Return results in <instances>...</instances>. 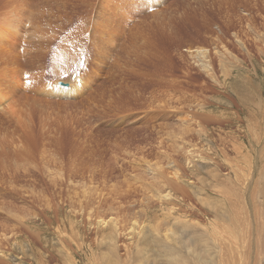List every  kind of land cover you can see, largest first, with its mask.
<instances>
[{"label": "rangeland", "instance_id": "obj_1", "mask_svg": "<svg viewBox=\"0 0 264 264\" xmlns=\"http://www.w3.org/2000/svg\"><path fill=\"white\" fill-rule=\"evenodd\" d=\"M0 75V264H264V0H0Z\"/></svg>", "mask_w": 264, "mask_h": 264}, {"label": "bare ground", "instance_id": "obj_2", "mask_svg": "<svg viewBox=\"0 0 264 264\" xmlns=\"http://www.w3.org/2000/svg\"><path fill=\"white\" fill-rule=\"evenodd\" d=\"M19 5V4H18ZM26 6V5H25ZM27 7V6H26ZM25 7V8H26ZM28 8V7H27ZM22 9V8H21ZM32 11V10H31ZM24 14V13H23ZM11 21H13V20H8V21H6V23H4V25H3V27H2V29L3 30H5L6 31V33H5V35H3V40H4V45H3V47L4 48H10L11 47V45L13 44H15V38H16V36H17V34H20V32H22L21 30H20V28L18 27V25H17V29L15 28V24H14V21L13 22H11ZM17 24V23H16ZM34 27V26H33ZM12 28H13V30H12ZM134 28V27H133ZM134 30V29H133ZM4 31V32H5ZM45 32V31H44ZM133 32V31H132ZM133 35H134V33H133ZM203 40H200V42H202ZM70 42V41H69ZM199 42V43H200ZM241 42V41H240ZM71 44V43H70ZM66 45H68L67 43H66ZM45 47V46H44ZM63 47V46H62ZM243 47V46H242ZM192 48H190V50H191ZM20 50V49H19ZM29 50V49H28ZM40 50V49H39ZM17 51V50H16ZM57 51V50H56ZM59 52L57 53V55L55 56H53L52 57V61H51V66H58V64L60 65L61 63H62V59H63V56H64V54H63V52L62 51H60V50H58ZM192 52H195V55L198 57V62L200 63V67L204 70V72L205 73H207L213 80H216L217 81V77H216V74H215V72H214V69H213V66L211 65V63L207 60L208 58H206V56H208L209 55V53H208V49L207 48H205V47H197V48H195L194 50H192ZM6 53V52H5ZM20 53V52H19ZM150 54V53H149ZM21 55V54H20ZM21 57V56H20ZM69 57V56H68ZM67 57V58H68ZM196 57V58H197ZM72 58V57H71ZM7 59V58H6ZM70 59V58H69ZM210 59V58H209ZM10 60V59H9ZM12 60V59H11ZM21 60V59H20ZM66 62H67V60H65ZM65 64V63H64ZM14 69V68H13ZM19 69V68H18ZM226 70L224 71L225 72V75H229L230 74V71H229V69H227V68H225ZM10 71V70H9ZM13 71V70H12ZM18 71V70H17ZM229 71V72H228ZM15 72V71H14ZM14 72H11V73H14ZM23 72V71H22ZM44 73V72H43ZM4 74V73H3ZM16 74V73H15ZM7 75H9V73L7 74ZM13 76H14V74H13ZM16 77H17V75H15ZM35 76H36V74H35ZM0 77H2L1 75H0ZM3 77H6L7 78V76L6 75H3ZM9 78H11L12 76H8ZM11 78V79H9V80H5V81H3V82H5V84L7 83H9V85H11V86H13L14 87V89L16 90V92L12 89L11 90V88L9 89V91L6 93V94H2V93H0V108H1V110H0V112L1 113H4V114H8V113H10L11 114V116L12 117H15L14 118V121H15V125H14V128H13V131L14 132H16L17 130H18V128L20 129V131H22L21 129H23V131H25V129H26V127H27V125H26V120H25V117H22V115H17V112L20 114V106L23 104V103H21V105L19 106V108L18 109H16V111H15V108H17V106L16 105H18L19 103H18V100L19 99H16L17 101H15V97H14V93L12 94V92H15V93H17V89L19 88V87H21V85H20V82H22V81H18V79L17 78ZM21 77V76H20ZM24 77V76H23ZM18 78H19V76H18ZM35 78V77H34ZM4 80V79H3ZM56 80V79H55ZM59 80V79H58ZM2 80H0V82H1ZM32 81V80H31ZM77 80L75 79V81L73 82V81H71L70 82V80H69V82L67 81V85L66 84H63V82H65V79L64 80H60V84H57L56 82H54V83H52V85H51V87L49 88V90H50V92H52L53 94H55V95H60V96H69V95H72V93H74V91L75 90H77V88L79 87V83H77L76 82ZM35 82H36V80H35ZM218 82V81H217ZM37 83V82H36ZM35 83V84H36ZM38 84H41V83H39V80H38ZM31 85V84H30ZM34 85V84H33ZM3 86V85H2ZM2 86H0V87H2ZM23 86V85H22ZM35 86V85H34ZM36 86H37V84H36ZM35 86V87H36ZM42 86V85H41ZM49 86V85H48ZM39 87H40V85H39ZM44 87V86H43ZM43 87H42V89H43ZM3 88H4V86H3ZM2 88V89H3ZM9 88V87H8ZM7 89V88H6ZM39 89V88H38ZM8 90V89H7ZM20 90V89H19ZM39 91V90H38ZM42 91V90H41ZM3 92V91H2ZM19 95V94H18ZM11 96H13L14 98L13 99H11V101H10V103L7 105V106H5L4 107V102L7 100V99H9V98H11ZM17 97V96H16ZM23 97V96H22ZM22 97H20V98H22ZM27 97V96H26ZM19 98V97H18ZM23 100H25L24 98H22ZM27 99H28V97H27ZM236 101H237V103H238V105H241V106H244V109H246V111L248 112V116L246 117V121L247 122H250L251 121V118L250 117H252V114H251V112L249 111V106H248V104L245 102V100H241V98L239 97V98H237V99H235ZM32 101V100H31ZM34 103V102H33ZM29 105L28 106H30V102L28 103ZM25 105V104H24ZM26 107V106H25ZM31 108H33L32 107V104H31ZM10 110H12V111H10ZM32 110V109H31ZM253 112V111H252ZM7 117H9V114L7 115ZM201 127H203V126H201ZM20 131L18 132L17 131V134H18V137H19V139H18V142H14L13 143V146H15L14 148L16 149H13L11 146V148L14 150V151H16V152H18V151H20L19 152V154H22V155H28V153H29V151H30V149H28L27 147H25V145H24V140L21 138L22 137V133L20 134ZM203 132V131H202ZM16 136V135H15ZM6 138V137H5ZM4 138V139H5ZM10 141V140H9ZM7 142V141H6ZM13 142V141H12ZM10 147H8V148H10ZM239 148V147H238ZM5 149H7V147L5 148ZM6 151H8V150H6ZM10 152V151H9ZM11 152H13V151H11ZM15 153V152H14ZM240 153V152H239ZM238 180H241V178H239ZM135 222V221H134ZM174 235V234H173ZM8 240V239H7ZM0 253H2V254H5L4 253V250L2 249V248H0ZM223 261V260H222Z\"/></svg>", "mask_w": 264, "mask_h": 264}]
</instances>
